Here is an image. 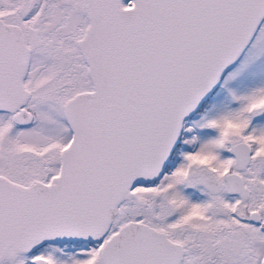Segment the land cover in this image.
Returning a JSON list of instances; mask_svg holds the SVG:
<instances>
[{
  "label": "snow or ice",
  "instance_id": "obj_1",
  "mask_svg": "<svg viewBox=\"0 0 264 264\" xmlns=\"http://www.w3.org/2000/svg\"><path fill=\"white\" fill-rule=\"evenodd\" d=\"M0 264H264V0H0Z\"/></svg>",
  "mask_w": 264,
  "mask_h": 264
}]
</instances>
